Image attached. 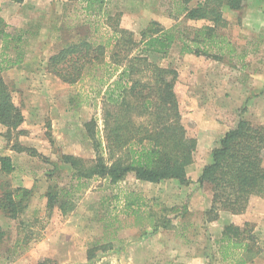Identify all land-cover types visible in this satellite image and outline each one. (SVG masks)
Masks as SVG:
<instances>
[{
    "label": "rangeland",
    "instance_id": "374dc122",
    "mask_svg": "<svg viewBox=\"0 0 264 264\" xmlns=\"http://www.w3.org/2000/svg\"><path fill=\"white\" fill-rule=\"evenodd\" d=\"M168 2L107 0L110 19H106L87 17L78 2L68 0H25L22 6L0 0V28L20 35V42L16 46L10 43L7 52L13 56L16 49L22 57L20 64L0 71V77L23 114V120L14 126L0 123V156H9L14 165L9 173L0 170V197L5 190L17 187L29 191L27 207L15 218L0 210V226L5 232L0 264H32L47 252L58 255L64 264H230L221 259L218 243L227 224L238 226L241 232L246 229L245 235L251 236L258 251L245 264H264L263 220L251 221L246 212L227 215L223 224L209 226L205 211L210 196L197 183L201 168L228 129L225 122L230 114L254 124L264 122V0H246L238 10L222 7L226 25L218 29L233 45L230 56L188 57L181 55L175 44L166 57H150L178 74L174 89L187 129L197 139L193 162L186 168L190 183L180 184L175 179L153 183L127 176L113 190L135 189L166 206L185 204L186 212H176L179 216L172 228L154 233L120 229L112 249L96 251L88 258L89 248L110 238L105 237L99 222L101 198L110 194L109 190L100 188L101 180L93 178L66 213L46 203L48 187L69 180L71 169L62 156L92 159L86 124L94 119L101 128L100 100L85 98L91 94L85 82L69 85L50 73L48 57L65 41L93 33L92 23L97 21L100 26L95 36L107 32L105 22L114 23V18L136 35L151 20L164 27L177 21L182 25L210 24L185 14L175 21L168 16ZM85 19L90 20L91 28ZM257 201L254 198L247 208H264V201Z\"/></svg>",
    "mask_w": 264,
    "mask_h": 264
},
{
    "label": "trees",
    "instance_id": "16d2710c",
    "mask_svg": "<svg viewBox=\"0 0 264 264\" xmlns=\"http://www.w3.org/2000/svg\"><path fill=\"white\" fill-rule=\"evenodd\" d=\"M68 1L78 2L87 17L110 19L107 0ZM191 1L169 0L168 16L176 21L180 14H185L210 24L182 25L177 21L171 27H164L151 20L136 35L114 18V23L105 22L107 32L95 36L100 26L97 21L92 23L93 33L65 41L47 59L48 71L61 82L69 85L85 82L91 93L85 98H98L101 103V128L94 119L86 124V137L94 157L87 160L63 155L62 162L71 169L69 180L61 186L51 185L46 193V203L66 213L72 208L75 196L89 187L91 179H100V188L109 190L110 194L101 198L99 222L105 237L110 238L89 248L88 258L96 251L112 249L120 229L136 228L151 233L170 229L179 216L176 212L180 209L186 212L185 204L166 206L135 189L121 192L113 189L127 176L153 183L166 179L190 183L186 168L193 162L197 139L187 129L174 89L178 74L150 57H166L175 44L179 45L181 55L230 56L233 45L218 29L226 25L222 7L242 9L246 0H194V5L188 7ZM84 21L92 27L89 19ZM12 42L16 46L20 35L0 28V71L21 62L20 51L15 49L13 56L7 52ZM229 117L225 122L228 129L197 177L199 187L210 196L205 211L208 221L216 220L220 211L242 214L254 198L264 199V122L254 124L235 113ZM22 120L20 107L13 102L0 77V123L14 126ZM13 169L11 158L0 156L1 172L9 173ZM28 197L25 188L5 190L0 197V210L15 218L27 207ZM246 231L241 232L233 224L224 226L218 241L223 261L245 264L257 255ZM4 233L0 226V242ZM34 264L60 263L41 257Z\"/></svg>",
    "mask_w": 264,
    "mask_h": 264
},
{
    "label": "crops",
    "instance_id": "0c3cea01",
    "mask_svg": "<svg viewBox=\"0 0 264 264\" xmlns=\"http://www.w3.org/2000/svg\"><path fill=\"white\" fill-rule=\"evenodd\" d=\"M25 1V0H24ZM24 1H23V3L21 2V3H17V5L18 6H22L23 4H24ZM14 6H16L15 4H13ZM17 6V7H18ZM0 10H2V6H1V4H0ZM1 15V14H0ZM190 55L191 54H189L188 55V57H190ZM212 135V134H211ZM206 163H208V162H206ZM205 163V164H206ZM210 199V198H209ZM257 199H258V201H257V204L260 202V201H264V199H262V198H259V197H257ZM250 204V203H249ZM247 211H245L244 213H246L247 212V214L249 215L248 217H250V219H251V221H255V220H257V219H259V221L260 220H263L262 222H264V208H247L246 209ZM243 214V213H242ZM227 215H229L230 217L231 216H234L235 217V214H231L230 212H228V211H220L219 212V218H217L216 220H213V221H210L209 222V226H215V225H218L219 226V224H223V218L225 217V216H227ZM262 227H264V224H262ZM48 254H44V255H42V257H49V258H52V259H54V260H56L57 262H59L60 264H64V263H61V260H59L60 258H59V256L58 255H55L54 253H52V252H47ZM94 257V256H93ZM93 257H91V258H93ZM86 259V258H85ZM87 260V259H86ZM37 262V261H36ZM36 262H34V263H36ZM34 263H32V264H34Z\"/></svg>",
    "mask_w": 264,
    "mask_h": 264
}]
</instances>
